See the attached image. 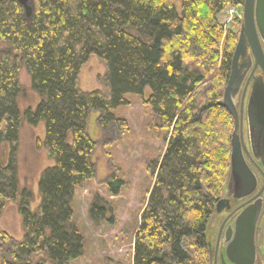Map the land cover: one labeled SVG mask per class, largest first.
<instances>
[{
    "label": "trees",
    "instance_id": "1",
    "mask_svg": "<svg viewBox=\"0 0 264 264\" xmlns=\"http://www.w3.org/2000/svg\"><path fill=\"white\" fill-rule=\"evenodd\" d=\"M243 0H32L27 20L16 0L0 3V214L14 202L23 236L2 264H28L42 252L50 264L83 254L71 221V200L93 176L91 111L105 131L125 120L114 109L127 93L145 96L158 127L168 131L164 153L149 164L154 176L134 233L132 264H211L208 228L229 173L233 119L221 103L238 32L218 14ZM96 55L105 67L102 88L82 90L81 67ZM39 94L21 111L19 71ZM44 124L36 148L52 161L40 174L39 204L19 187V128ZM119 183L112 175L109 184ZM113 192V191H112ZM114 193V192H113ZM104 207L95 200L89 215ZM9 238L0 230V240Z\"/></svg>",
    "mask_w": 264,
    "mask_h": 264
},
{
    "label": "rangeland",
    "instance_id": "2",
    "mask_svg": "<svg viewBox=\"0 0 264 264\" xmlns=\"http://www.w3.org/2000/svg\"><path fill=\"white\" fill-rule=\"evenodd\" d=\"M241 16L242 5L233 3L218 14V20L223 24L224 30L238 32ZM6 48V45L0 42V50ZM104 71L101 60L96 55H91L80 69V88H102L100 77ZM19 82V109L23 111L26 107H35L40 96L31 88L24 67L19 71ZM125 98L128 104L113 110L117 117L126 121L123 129L111 123L103 131L96 123L98 113L91 111L89 114L88 134L95 142L91 157L94 173L76 189L70 203L73 212L71 221L83 237V254L66 264H132L134 233L154 179L148 166L160 160L169 133L158 127L150 105L144 102L145 96L127 93ZM43 137L42 122L36 126H31L25 120L21 122L17 174L19 187L28 189L32 194L31 209L36 208L40 201L37 189L39 176L52 163L44 151L35 146V140ZM8 151V144L2 143V164L7 162ZM112 175L119 179V183L109 184ZM95 200L104 210L92 219L89 210ZM0 230L9 237L0 240L1 255L11 251L15 242L23 236L16 203L5 204L0 214ZM27 260L28 264H50L42 252L30 255Z\"/></svg>",
    "mask_w": 264,
    "mask_h": 264
},
{
    "label": "water",
    "instance_id": "3",
    "mask_svg": "<svg viewBox=\"0 0 264 264\" xmlns=\"http://www.w3.org/2000/svg\"><path fill=\"white\" fill-rule=\"evenodd\" d=\"M3 0H0V2ZM23 10L24 17L28 20L32 13V0H16ZM244 58L245 65H253L259 68L262 74L252 79L247 103V116L249 127V140L251 150L257 151L264 148V0H243L242 16L237 36V41L232 53L230 73L223 89L221 103L231 114L234 128L230 139V158L227 187L238 184L239 194L247 195L255 188L256 180L242 156V151L236 142L238 127V114L235 104L231 99V91L235 85H240V59ZM249 76L243 88L241 104L245 95L246 87L250 80ZM241 112V110H240ZM222 199L215 205V211H219ZM258 217V206L251 205L245 208L235 219V237L232 249L228 254L246 255L247 260L252 262L254 252L253 240L255 223ZM247 252V253H246ZM211 255V254H210Z\"/></svg>",
    "mask_w": 264,
    "mask_h": 264
},
{
    "label": "flooded vegetation",
    "instance_id": "4",
    "mask_svg": "<svg viewBox=\"0 0 264 264\" xmlns=\"http://www.w3.org/2000/svg\"><path fill=\"white\" fill-rule=\"evenodd\" d=\"M239 63L241 66L240 79L242 77L243 79L241 84L235 85L231 91V99L235 104L238 114V127L235 140L241 148L245 164L255 177L256 184L251 193L240 195L239 190L241 188H238V184L233 187L230 185L227 187L228 180L226 181L224 191L219 198L222 199L220 209L217 212L214 210L207 231L211 264H264V148L261 150L259 149L257 154L253 153L251 150L247 116V103L251 81L254 77L261 75L262 71L259 68L253 69L252 64L248 66L245 65L244 58L240 59ZM249 76L251 77L241 104L243 88ZM251 205L258 206V217L255 223L253 240L254 252L252 255V262L247 260V257L244 254H240L239 256H230L228 254L234 243L235 219L245 208L250 207Z\"/></svg>",
    "mask_w": 264,
    "mask_h": 264
}]
</instances>
